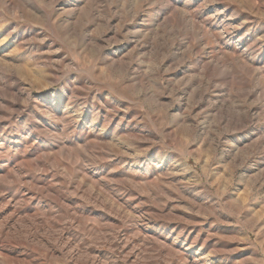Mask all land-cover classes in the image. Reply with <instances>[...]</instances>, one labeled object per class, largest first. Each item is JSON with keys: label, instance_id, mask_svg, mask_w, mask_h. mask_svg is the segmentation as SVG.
I'll list each match as a JSON object with an SVG mask.
<instances>
[{"label": "rangeland", "instance_id": "obj_1", "mask_svg": "<svg viewBox=\"0 0 264 264\" xmlns=\"http://www.w3.org/2000/svg\"><path fill=\"white\" fill-rule=\"evenodd\" d=\"M0 264H264V0H0Z\"/></svg>", "mask_w": 264, "mask_h": 264}]
</instances>
